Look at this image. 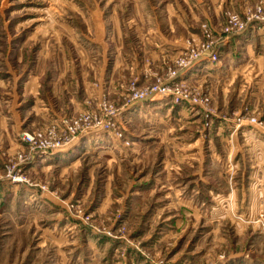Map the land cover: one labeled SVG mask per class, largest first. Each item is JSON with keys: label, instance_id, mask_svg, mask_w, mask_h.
<instances>
[{"label": "rangeland", "instance_id": "1", "mask_svg": "<svg viewBox=\"0 0 264 264\" xmlns=\"http://www.w3.org/2000/svg\"><path fill=\"white\" fill-rule=\"evenodd\" d=\"M0 264H264V0H0Z\"/></svg>", "mask_w": 264, "mask_h": 264}, {"label": "built area", "instance_id": "2", "mask_svg": "<svg viewBox=\"0 0 264 264\" xmlns=\"http://www.w3.org/2000/svg\"><path fill=\"white\" fill-rule=\"evenodd\" d=\"M232 22H233V25H234V26H236V25L238 24V23H237V20H234V21H232ZM233 25H232V26H233ZM231 28H232V27H231Z\"/></svg>", "mask_w": 264, "mask_h": 264}]
</instances>
